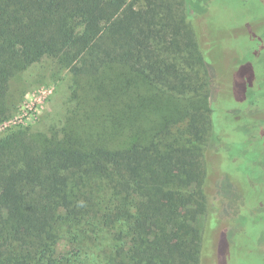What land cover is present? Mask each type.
I'll return each instance as SVG.
<instances>
[{
	"label": "trees",
	"instance_id": "16d2710c",
	"mask_svg": "<svg viewBox=\"0 0 264 264\" xmlns=\"http://www.w3.org/2000/svg\"><path fill=\"white\" fill-rule=\"evenodd\" d=\"M187 4L0 0V126L32 65L68 82L59 127L0 136V264H200L205 150L264 84L213 91Z\"/></svg>",
	"mask_w": 264,
	"mask_h": 264
},
{
	"label": "rangeland",
	"instance_id": "374dc122",
	"mask_svg": "<svg viewBox=\"0 0 264 264\" xmlns=\"http://www.w3.org/2000/svg\"><path fill=\"white\" fill-rule=\"evenodd\" d=\"M187 3L189 11L196 9L191 21L215 82L224 83L220 88L211 80L213 91L229 88L226 82L232 79L235 82L232 87H238L244 70L253 75L251 83L264 84V0H187ZM53 71L52 65L41 62L32 65L13 83L14 95L18 91L23 96L10 121L0 126V136L16 126L42 131L60 126L66 113L68 82L61 79L66 78V73L54 81ZM229 102L225 108L232 114L229 109L234 104ZM256 105L255 111L250 108L244 111L246 115L255 112L254 115L243 117L240 113L232 117L234 123L241 119L246 124L260 122L256 128L237 127L228 120L217 135L219 145L205 150L210 172L207 185L211 220H204L200 264H264V99H257ZM237 156L240 159H235ZM248 191L253 195H247ZM252 211L260 220L246 217Z\"/></svg>",
	"mask_w": 264,
	"mask_h": 264
},
{
	"label": "flooded vegetation",
	"instance_id": "af4514ba",
	"mask_svg": "<svg viewBox=\"0 0 264 264\" xmlns=\"http://www.w3.org/2000/svg\"><path fill=\"white\" fill-rule=\"evenodd\" d=\"M240 80H241V78H240ZM242 81V80H241ZM255 111V110H254ZM253 112V111H252ZM248 115H254V113H250V112H246ZM243 114V117L246 115L244 112L242 113ZM248 115H246V116H248ZM234 117V116H233ZM242 121L241 122H238V123H234L233 121H231L232 123L231 124H233V125H236L237 127H244V126H246V127H250L251 125H252V127H250V129L252 128H256L258 125L257 124H259L260 122H258V121H252V122H249L248 124H246V121L244 120V119H241ZM260 121V120H259ZM260 129V128H259ZM220 142V141H219ZM244 154L245 153H243V154H241L239 157L240 158H242V157H244ZM238 156H237V158H235V159H240ZM259 163V162H258Z\"/></svg>",
	"mask_w": 264,
	"mask_h": 264
}]
</instances>
